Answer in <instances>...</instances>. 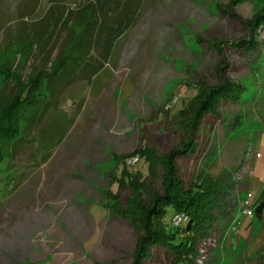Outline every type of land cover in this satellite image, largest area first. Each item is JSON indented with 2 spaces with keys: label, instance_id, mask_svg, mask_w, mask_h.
I'll use <instances>...</instances> for the list:
<instances>
[{
  "label": "rangeland",
  "instance_id": "1",
  "mask_svg": "<svg viewBox=\"0 0 264 264\" xmlns=\"http://www.w3.org/2000/svg\"><path fill=\"white\" fill-rule=\"evenodd\" d=\"M91 3L0 0V114L11 109L18 88L21 93L72 52ZM263 13L264 0H144L137 23L93 83L73 75L45 82L39 96L44 107L22 118L23 141L0 163V264H134L143 235L140 206L164 194V158L192 135L194 150L175 159L172 178L185 189L213 182L221 197L212 221L188 240L187 264H264V213L261 219L255 214L264 202V26L252 28ZM251 38L258 46L249 54L231 46ZM222 78L244 93L194 124L195 105ZM199 92L203 99L193 102ZM79 129L109 137L124 152L127 139L135 145L119 157L121 166L106 152L114 163L103 173L111 184L118 173L120 188L103 189L102 204L91 213L82 202L87 197L41 201L49 187L77 186V180L56 181L63 170L41 167L54 153L51 163L70 154ZM70 156L75 164L77 156ZM174 215L169 208L165 222L172 231ZM32 244L36 251L26 252ZM176 259L177 253L157 245L142 264Z\"/></svg>",
  "mask_w": 264,
  "mask_h": 264
},
{
  "label": "trees",
  "instance_id": "2",
  "mask_svg": "<svg viewBox=\"0 0 264 264\" xmlns=\"http://www.w3.org/2000/svg\"><path fill=\"white\" fill-rule=\"evenodd\" d=\"M143 5L144 0H92L88 7L84 28L75 40L72 52L58 60L55 65L52 64L50 72H39L21 93V88H18L19 93L10 98L12 99L11 109L6 113L4 111L3 114L1 112L0 163L9 154L8 149L15 148L23 141L21 139L22 118L28 112V114L37 113V110L44 107L45 102L39 98L44 83L52 84L65 75H73L76 78L80 77L85 82L93 83L96 76L108 65L116 43L137 23ZM52 15L50 13L51 17L54 16ZM261 26H264V13L256 18L252 28L256 30ZM97 45H99L98 56L95 54ZM231 46L236 50H242L244 54H249L256 50L258 43L251 38L234 42ZM242 93H244V88L241 85L222 78V83L218 87L210 89L204 100L195 105L194 124L198 123L202 114L214 113L222 101L238 102ZM201 99H203V93L199 92L193 102H199ZM3 104H6V101ZM12 110H17L16 114ZM192 150H194L193 135L188 141H185L181 148L175 149L164 158L167 187L164 194L154 197L147 207L140 206L143 210L141 218L143 235L133 255L134 264H142L149 257L152 248L157 245L177 253L179 259H176L178 261H175V264H187L188 256L192 253L190 249L193 247V242L188 240L195 237L197 231L203 230L214 218L213 213L220 206L218 199L221 196L214 192V189L217 188L213 182L209 184L208 181H202L195 184L193 188L185 189L181 182L176 183L172 178L175 159L188 156ZM139 153L142 155L141 150L136 151L137 155ZM147 156L150 168L152 164L149 157L151 155L147 154ZM169 208L174 210V217L182 216L186 219L184 225L175 227L173 217L174 231L168 229L165 222ZM263 213L264 202L257 205L255 210L256 216L260 219L263 218Z\"/></svg>",
  "mask_w": 264,
  "mask_h": 264
},
{
  "label": "crops",
  "instance_id": "3",
  "mask_svg": "<svg viewBox=\"0 0 264 264\" xmlns=\"http://www.w3.org/2000/svg\"><path fill=\"white\" fill-rule=\"evenodd\" d=\"M130 80L132 82L134 81L132 78ZM139 83L140 82L136 84L134 83L135 87ZM137 97H138V93H137ZM132 104H130L129 106H132ZM117 108L115 107L116 111L118 110ZM120 110L121 108L119 109V111ZM84 130L85 129H79L78 131H76L75 135L72 136L71 140L74 141V143L72 144L70 154H68L65 157L64 156L62 157V154H61V157L58 156L57 161H52L51 163V160H55L54 154L56 153H54L52 154L49 161L45 162V165L43 164V166L41 167V169H44V168H48L51 166L53 168L52 171L63 170L64 173L58 174V178L60 179L58 180L56 179V181L65 180L64 182L66 183L64 184L67 185V182L69 181V179H72L73 181L77 180L76 181L77 186L68 187L67 189L63 188L60 185L55 186V187L54 186L49 187L48 190L44 191V194H42V198H41L42 202L48 196L56 197V196H61V195L62 196L68 195L70 197L71 194L72 195L74 194V196H78L77 199H81L80 197H87V199H83L82 202H84L88 206L91 205V208H90V213H91L94 207L99 206V204H102L100 192L103 189L108 188L109 185L111 184L110 183L111 178H109L108 173H103V171L105 167H107L110 164H113L114 162L109 160L110 155H108L106 152L109 151L111 152L109 154L116 156V162H115L116 164L115 167H116L117 165L118 166L122 165L121 161L119 160L120 156L123 157L126 155V153L129 154L135 150L134 149L135 145L133 144L134 141L132 139H127L128 143H127L126 151L124 152L123 150L124 148L119 146L117 142L110 143L109 137L102 136V138L99 139L97 138V136H92V132L87 133V131H84ZM80 139L85 140V141H79ZM93 140H100L101 142L100 144H103V142L104 143L106 142V144L100 145L99 143H95ZM119 140H121V142H124L125 139L119 138ZM70 155L77 156L75 164L71 163V162H74L73 158L72 160H69V158L71 157ZM116 174L118 175V173ZM116 174L113 175L114 183L111 184L110 189L114 190L115 188H117L116 190L119 191L120 186L117 183V181L119 180V177ZM18 198H20L21 202L23 201L22 197H18ZM86 212L87 211L85 210L84 213ZM101 216L103 217V215ZM36 246H38V244H36ZM32 248L33 249L31 250L27 248L26 252L29 251L31 253H34V250H35L34 244H32ZM13 261L19 262L18 260H13ZM6 264H9V262ZM21 264H25V263L21 262Z\"/></svg>",
  "mask_w": 264,
  "mask_h": 264
},
{
  "label": "built area",
  "instance_id": "4",
  "mask_svg": "<svg viewBox=\"0 0 264 264\" xmlns=\"http://www.w3.org/2000/svg\"><path fill=\"white\" fill-rule=\"evenodd\" d=\"M136 161H139V159L136 157L135 159L131 160L129 162V164L134 165L136 163ZM250 213V212H248ZM186 222V219H184L182 216H175L174 220H173V225L175 227H181L182 225H184Z\"/></svg>",
  "mask_w": 264,
  "mask_h": 264
}]
</instances>
